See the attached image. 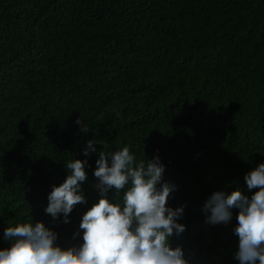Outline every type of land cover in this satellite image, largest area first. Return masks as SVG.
I'll return each mask as SVG.
<instances>
[{"label":"trees","instance_id":"16d2710c","mask_svg":"<svg viewBox=\"0 0 264 264\" xmlns=\"http://www.w3.org/2000/svg\"><path fill=\"white\" fill-rule=\"evenodd\" d=\"M100 141L159 157L176 186L167 206H183L171 248L190 264H240L238 209L215 225L202 209L214 192L258 190L244 176L264 163V0H0V250L30 217L61 248L82 243ZM71 160L86 161V203L64 224L45 208Z\"/></svg>","mask_w":264,"mask_h":264},{"label":"clouds","instance_id":"9594fccd","mask_svg":"<svg viewBox=\"0 0 264 264\" xmlns=\"http://www.w3.org/2000/svg\"><path fill=\"white\" fill-rule=\"evenodd\" d=\"M87 143L95 151L96 142ZM99 143L104 150L98 154L94 176L101 198L82 216V243L61 248L55 243L57 233L42 222L33 224L30 217L28 222L5 229L10 247L0 250V264H190L181 247L169 246L174 232L185 231L177 223L183 206L175 210L167 206L176 186L161 182L165 167L159 157L137 162L128 146L108 152V144ZM85 165L86 161L71 160L65 166L69 173L65 181L52 187L45 212L53 220L63 214L62 223H69L67 217L74 206L86 203L81 191L87 179ZM244 181L249 191L258 190L250 197L240 190L228 195L214 192L202 211L210 213L205 222L215 225L229 223L231 210L238 209L234 233L239 244L234 258L240 264H264V163L247 173ZM111 189L117 194L124 190L119 200L109 201L106 194ZM79 236L80 232L74 233L73 239Z\"/></svg>","mask_w":264,"mask_h":264}]
</instances>
